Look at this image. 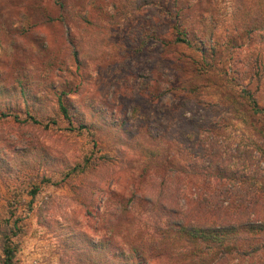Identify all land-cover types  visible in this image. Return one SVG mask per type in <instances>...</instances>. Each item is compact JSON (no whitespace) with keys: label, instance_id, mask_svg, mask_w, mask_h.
<instances>
[{"label":"rangeland","instance_id":"obj_1","mask_svg":"<svg viewBox=\"0 0 264 264\" xmlns=\"http://www.w3.org/2000/svg\"><path fill=\"white\" fill-rule=\"evenodd\" d=\"M23 1L0 0V113L19 112V119L0 114V239L16 221V264H92L93 248L101 261L116 258L126 226L115 206L138 184L142 144L155 147L169 131L166 114L224 116L219 139L231 163L254 170L264 194V113L237 96L245 86L264 108V40L239 28L253 0H152L141 11L126 0H65L74 13L63 23L31 8L37 26L26 37ZM58 1L42 3L55 12ZM175 25L194 46L173 42ZM205 28L213 37L202 52ZM59 94L77 111L71 124L57 114ZM185 98L193 109L177 111ZM25 101L39 109L37 122L26 121ZM251 140L260 147L252 154ZM88 156L84 174L66 176ZM219 194L224 208L244 198L238 185ZM139 203L135 219L143 224ZM1 257L0 249V264Z\"/></svg>","mask_w":264,"mask_h":264},{"label":"trees","instance_id":"obj_2","mask_svg":"<svg viewBox=\"0 0 264 264\" xmlns=\"http://www.w3.org/2000/svg\"><path fill=\"white\" fill-rule=\"evenodd\" d=\"M126 1L130 9L136 11L152 3V0ZM252 4L239 28L243 34L250 37L260 35L264 40V0H253ZM56 5L57 10L52 12L42 0H34L32 4L24 0L19 10L22 15L20 34L26 37L37 26V23L30 22L31 8L49 23H63L73 15L74 11L65 0L56 2ZM212 37L210 28L201 31L200 39L196 37L202 44V52L206 41L210 43ZM173 42L194 46L185 28L177 25L174 26ZM22 93L26 95L24 89ZM237 96L253 114L264 113L250 89L241 87ZM24 103L25 114H28L26 121L37 122L33 113L39 109L29 106L27 101ZM56 104L59 117L71 124L77 111H71L62 94L57 95ZM195 104L193 99L185 98L176 110L189 112ZM173 107L174 103L171 110ZM0 114H11L14 119H19L16 110ZM166 115L171 126L169 131L166 129L164 134L158 135L155 147L142 144L144 151L140 156L144 162L138 184L132 195L118 200L115 206L118 225L126 226L117 256L104 255V262L99 259L100 249L93 248L95 258L92 264H264V194L256 188L254 170L245 171L231 163L233 157L219 139L224 130L221 125L224 116L215 121L213 115L195 112ZM240 117L244 122L247 119L245 114ZM79 127L85 128L86 125L80 123ZM251 144V154L260 149L254 140ZM90 159L88 156L83 165L74 166L66 176L73 178L84 174L91 167ZM227 185L239 186L244 196L242 203L223 207L219 188ZM140 189L142 192L137 195L136 190ZM37 190L35 184L31 194L35 195ZM138 201L144 206L147 217L143 224L135 219L134 206ZM18 231L16 221L8 230L1 231V264H16L17 245L13 238ZM103 243L100 245L105 247Z\"/></svg>","mask_w":264,"mask_h":264}]
</instances>
